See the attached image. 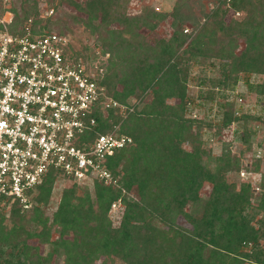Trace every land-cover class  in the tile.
I'll use <instances>...</instances> for the list:
<instances>
[{"label":"trees","instance_id":"1","mask_svg":"<svg viewBox=\"0 0 264 264\" xmlns=\"http://www.w3.org/2000/svg\"><path fill=\"white\" fill-rule=\"evenodd\" d=\"M46 1L51 10L65 6L77 12L81 18L72 20L90 33H103L99 51L108 57L100 86L117 103H138L124 119L111 110H96L93 131L104 134L119 125L131 145L106 160L116 187L94 181L91 197L85 186L49 170L27 194V211L17 202L1 209L0 264H95L102 257L100 264H264V173L251 207L250 185L236 187L225 179L239 171L238 160L226 151L212 158L210 168L201 130L211 122L186 114L192 101L186 93L188 77L200 59L209 61L207 66L217 61L219 73L218 78L196 79L198 88L210 89L198 96L201 101L226 99L239 74L264 77V0H207L211 8L203 0H175L169 13L143 6L133 16L126 12L130 0ZM20 5L13 16L14 34L22 36L26 26L31 36L54 33L51 18L38 13L37 0ZM168 19L167 38L148 42L141 36V30H154ZM246 91L260 98V115L244 117L247 111L223 103L214 136L243 121L240 140L247 144L252 130L246 121L264 126V82L247 84ZM57 179L70 186L62 189L48 219L43 209ZM204 185L209 186L205 199L200 196ZM116 200L124 209L113 228L107 211ZM28 211L27 230L20 223ZM5 217L9 227L3 224ZM33 239L46 248L44 255L28 245Z\"/></svg>","mask_w":264,"mask_h":264},{"label":"built area","instance_id":"2","mask_svg":"<svg viewBox=\"0 0 264 264\" xmlns=\"http://www.w3.org/2000/svg\"><path fill=\"white\" fill-rule=\"evenodd\" d=\"M12 22L0 16V210L17 202L27 211V194L49 170L77 185L116 187L105 163L131 139L119 125L94 134L91 115L111 110L124 119L138 102L122 105L107 96L99 84L103 64L67 53L57 33L31 36L26 26L18 36ZM123 209L120 200L109 205L111 227L119 225Z\"/></svg>","mask_w":264,"mask_h":264},{"label":"rangeland","instance_id":"3","mask_svg":"<svg viewBox=\"0 0 264 264\" xmlns=\"http://www.w3.org/2000/svg\"><path fill=\"white\" fill-rule=\"evenodd\" d=\"M22 0H0V16L4 15L5 19H9L11 16L14 18V14H19ZM175 0H130L127 5V14L130 16L139 13L140 8L143 6H148L156 13H169L174 5ZM54 3V2H53ZM202 4L206 8H211V5L207 4V0H203ZM52 6L47 3L46 0H37V10L40 16L49 17L52 20V25L50 27L51 31L57 33L64 38L66 43V52L71 55H77L80 60L98 61L99 63L106 65L107 58L100 53L101 49V39L103 33L95 35L90 33L88 28L83 27L80 23H76L72 20V16L80 17L77 12H73L65 6L57 7L52 9V14L49 15L48 11ZM237 18L236 16H233ZM55 22L57 24L55 25ZM54 23V24H53ZM170 33L169 19L160 23L154 30H141V36L148 42L155 39L167 38ZM241 43L239 42V46ZM239 51L236 50L235 53ZM201 62H204L203 64ZM209 61L198 60L196 64H193L190 70V74L187 81L186 93L192 100L187 111V115L195 120H202L206 122H211V126L201 130L203 147L210 152V161L208 160V165L211 168L213 166L212 158L219 156L221 153L228 152L229 156L234 157L238 160L239 171L236 173H229L225 176L226 182L234 184L238 187L240 184H249L251 188V200L249 201L250 206L255 207L256 202L254 198L259 192L258 183L260 180V175L264 173V126L257 121H246V126L252 133L248 135L247 144L240 140V132H242L243 121L239 123H234V125H229L227 128H223L221 133L214 136L216 132V125L219 124L221 119V106L223 103L227 104L230 109H236L240 107V112L243 116L258 117L260 115V98L253 94H249L246 91L247 84H260L264 82L263 76H258L250 73L239 74L237 76V83L234 89L227 91L226 99H216L215 101L199 100L198 96H204V93L209 89V86L203 88H198L195 84L197 78H218V62H214L212 66H207L206 63ZM205 65V66H204ZM105 74V70L104 73ZM104 76V75H103ZM117 91H120V87H116ZM214 92H219L217 89ZM236 99H241V104L235 102ZM131 102L132 100L129 99ZM176 101L169 100L167 103H175ZM226 102V103H225ZM237 104V105H236ZM237 129V133H233L232 130ZM233 133V134H232ZM227 140V141H224ZM228 142V143H225ZM182 148L188 149V144L183 143ZM249 147V149H248ZM70 184L62 179L55 180L50 198L47 206L43 209L44 215L50 219L52 212L56 209L59 201L60 193L63 188L69 187ZM89 195L92 197V186H86ZM209 190L208 185H204L200 191L201 198L205 199L207 197ZM79 194V192H78ZM23 220L20 223L28 230V222L31 217L30 212H25L23 214ZM3 224L6 227L10 226V221L8 217L4 218ZM179 224L183 223L179 221ZM185 226V225H184ZM57 235L51 231L50 239L55 240ZM28 245L37 248L38 255H44L46 248L39 244L36 240H31L27 242ZM102 258H99L95 264H100ZM61 263V260H59ZM104 264H109V262H104ZM115 264H119L116 262Z\"/></svg>","mask_w":264,"mask_h":264}]
</instances>
